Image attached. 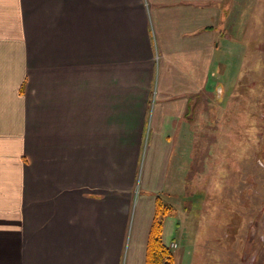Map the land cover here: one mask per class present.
I'll list each match as a JSON object with an SVG mask.
<instances>
[{
	"label": "crops",
	"instance_id": "obj_1",
	"mask_svg": "<svg viewBox=\"0 0 264 264\" xmlns=\"http://www.w3.org/2000/svg\"><path fill=\"white\" fill-rule=\"evenodd\" d=\"M235 4L0 0V264H146L157 199L178 248Z\"/></svg>",
	"mask_w": 264,
	"mask_h": 264
},
{
	"label": "rangeland",
	"instance_id": "obj_2",
	"mask_svg": "<svg viewBox=\"0 0 264 264\" xmlns=\"http://www.w3.org/2000/svg\"><path fill=\"white\" fill-rule=\"evenodd\" d=\"M238 3L221 70L216 52L217 112L206 107L193 161L183 149L185 192L160 194L185 204L176 264H264V0Z\"/></svg>",
	"mask_w": 264,
	"mask_h": 264
},
{
	"label": "trees",
	"instance_id": "obj_3",
	"mask_svg": "<svg viewBox=\"0 0 264 264\" xmlns=\"http://www.w3.org/2000/svg\"><path fill=\"white\" fill-rule=\"evenodd\" d=\"M171 208L157 199L155 215L149 230L146 264H173V251L162 242L163 217Z\"/></svg>",
	"mask_w": 264,
	"mask_h": 264
},
{
	"label": "built area",
	"instance_id": "obj_4",
	"mask_svg": "<svg viewBox=\"0 0 264 264\" xmlns=\"http://www.w3.org/2000/svg\"><path fill=\"white\" fill-rule=\"evenodd\" d=\"M176 247H177L176 243H171V244H170V248H171V249L176 248Z\"/></svg>",
	"mask_w": 264,
	"mask_h": 264
},
{
	"label": "water",
	"instance_id": "obj_5",
	"mask_svg": "<svg viewBox=\"0 0 264 264\" xmlns=\"http://www.w3.org/2000/svg\"><path fill=\"white\" fill-rule=\"evenodd\" d=\"M190 111H193V106L190 107Z\"/></svg>",
	"mask_w": 264,
	"mask_h": 264
},
{
	"label": "flooded vegetation",
	"instance_id": "obj_6",
	"mask_svg": "<svg viewBox=\"0 0 264 264\" xmlns=\"http://www.w3.org/2000/svg\"><path fill=\"white\" fill-rule=\"evenodd\" d=\"M217 87H220V86H217Z\"/></svg>",
	"mask_w": 264,
	"mask_h": 264
}]
</instances>
